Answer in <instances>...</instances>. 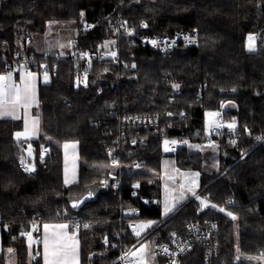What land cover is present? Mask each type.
Here are the masks:
<instances>
[{"label": "trees", "instance_id": "16d2710c", "mask_svg": "<svg viewBox=\"0 0 264 264\" xmlns=\"http://www.w3.org/2000/svg\"><path fill=\"white\" fill-rule=\"evenodd\" d=\"M55 21L78 25L69 56L39 53L31 45L32 36L46 33ZM120 21L127 25L123 32ZM141 24L151 35L197 31L199 43H181L171 53L132 45L126 32ZM109 43L116 44L119 65L100 57ZM21 64L42 77L46 64L48 75L39 84L37 139H16L22 120L0 119V229L2 247L15 249L16 264H43L42 256L31 261L22 233L35 224L39 230L60 222L78 233L81 264H111L146 235L137 236L131 220L154 222L147 233L162 223L147 237L153 245L172 232L187 233L190 224L216 221L219 249L213 264H260L237 260L236 253L255 256L264 250V141L257 140L264 137V0H0V75ZM219 110L226 126L207 133V113ZM135 118L156 123L133 125ZM233 121L235 128L229 129ZM211 137L220 145V170L204 175L199 194L209 206L194 198L164 222L157 176L163 140ZM70 141L79 144V179L65 185L62 144ZM29 144L35 173L23 168ZM46 147L49 154L41 160ZM202 162V153L187 144L177 151L180 168L201 170ZM89 189L95 198L72 207ZM132 206L139 214L121 218V209ZM205 252L195 245L182 264H204ZM0 264H8L4 253Z\"/></svg>", "mask_w": 264, "mask_h": 264}, {"label": "crops", "instance_id": "0c3cea01", "mask_svg": "<svg viewBox=\"0 0 264 264\" xmlns=\"http://www.w3.org/2000/svg\"><path fill=\"white\" fill-rule=\"evenodd\" d=\"M9 72L12 73L11 83L23 87V85L21 84V78H24V79L28 80L30 82V84L32 85V91L34 94L33 103L31 105V107H29L27 109V117H25V110L23 108H20L18 113H17L21 117L20 120H22V122H23L22 129L17 131V132H23L24 131V128H25L24 120H25V118H27V120H28V135H30V136H26V137L22 136L20 138H17L16 136L15 137H16V139H18L20 141H30L33 139H37L40 135V132H41V126H40L41 119H40V114L37 115L35 113V111L37 109L40 110V100L38 97V91H39L40 81H41V79H44V77H42L39 72L31 70L28 66H26L24 64H21V65L15 67L13 69H10L2 75L6 76ZM29 72L33 74L31 77L27 75ZM37 118L39 121L38 130L35 131V134H33V120H35ZM206 118H207V116H206ZM0 119H4V118H0ZM214 122L215 121L212 120V124H214ZM212 127H213V125L211 126V129H208L206 127L207 133L211 132ZM182 142H184V141H182ZM65 144L68 145L67 149H65V147H64ZM184 144L185 143H183V145ZM187 145H188V148L190 151L202 153L203 162H202V169L201 170L180 168L178 166V163H177V152L172 153L170 151H165V147H163V143H162L163 157L161 160V170L157 176L161 182V195L159 197L158 203H159V206L161 209V213H162V217L164 219V222L167 221L169 218H171V216L173 214L178 212L189 201H191L192 199L197 198V196H199V194L204 190V188H202V182H203L204 175L207 176V175H211L214 173H218L220 170V145L217 142H211L210 140H208L205 142L187 143ZM193 146H198V147H193ZM62 148L64 151V157H65V175L67 172L68 179L70 181H75V182L68 184V185H72V184L77 183L78 179H79V160H80L79 159V144L77 142H71V141L70 142H64L62 144ZM31 151H32V155L31 156L27 155L26 159L33 161L34 160V148L33 147H31ZM197 173H198V175H195ZM65 175H64V180H65ZM135 184H139V183L137 182ZM181 185H183V188H181ZM193 192H195V195H193ZM181 193H183L184 199L178 201V198L180 197ZM155 202H157V200H155ZM166 202L169 205H173V204L176 205L175 210L168 213L167 215H165V213H164V206H165ZM59 224L68 225V228L66 229V231L68 232L69 235H72L73 233H75L76 240L78 241V249H77V251H78V264H81L82 242H81V239H80L78 233L72 232L70 224L67 222L44 223L41 225L42 229H39V230H41V237H40L41 255L40 256H42V260H43V243H42V240H43L44 234H45L44 225H50L51 226V225H59ZM161 224H159L156 228H158ZM152 227H153V224H152ZM156 228H154L151 231V233ZM48 231H49V235H50L52 229L49 228ZM147 232H145V233H147ZM34 245H35V241H32L31 248L32 247L33 248H32V252L30 251L31 261L34 260L33 257L35 256V252H33L34 251ZM8 249H11V248H8ZM8 249L4 250L2 247V233H1V229H0V254L4 253L6 255V258H7V254H10L11 258L14 259L15 262L17 263L16 252L14 253L12 251L11 253H9ZM36 257L37 256H35V258ZM43 264H44V261H43ZM74 264H75V262H74Z\"/></svg>", "mask_w": 264, "mask_h": 264}, {"label": "built area", "instance_id": "2783aa9c", "mask_svg": "<svg viewBox=\"0 0 264 264\" xmlns=\"http://www.w3.org/2000/svg\"><path fill=\"white\" fill-rule=\"evenodd\" d=\"M126 24L122 21L118 24V27L120 28V31H125L126 29ZM145 24H141L139 28H132L128 29L126 32L128 36V40L131 42L132 45H141L144 47H150L154 50H157L161 53H171L173 49L177 46H179L181 43L184 45H196L199 43V33L197 31L193 32H181L177 33L174 36L170 35H151L150 33H147ZM254 36H257L256 33H254ZM155 42V43H153ZM74 43V42H73ZM74 45V44H72ZM108 49L106 52L103 54L98 55L101 58H114L115 59V64L119 65L121 62L119 60L118 51L116 48L115 43H109L108 44ZM104 50V49H103ZM115 53L116 55L113 57L111 53ZM96 53V52H95ZM95 53H88V56L92 57H97ZM26 60V58H25ZM134 63V62H133ZM45 72H47L48 75V70H47V65L44 64L42 68V75L44 76ZM218 115H216V120L213 124L211 133H219L222 131V129L226 126V121L224 118L223 112L220 110L217 112ZM136 122H140L141 124H151L154 125L156 123L155 118H145V119H139L135 118L134 121H132L133 125H135ZM130 121H128V124ZM215 124L221 125V127H215ZM264 138V137H262ZM167 140L169 141V144L167 147L169 148V151L172 153H176L177 150L183 145V142L180 140H174L177 141L176 144H172L171 141L168 138H165L163 140V147H165L164 141ZM211 142H217L214 137L210 138ZM264 139L260 140V143L263 142ZM47 151H44L43 158H45L49 154L48 147L45 148ZM138 165L141 164V162L137 163ZM31 168H34L33 171H30L31 173L35 172L37 170L36 166H28ZM137 166H135L136 168ZM139 186V184H135ZM136 197V194H133V198ZM230 201L229 199H227ZM134 210V211H133ZM139 208L132 206V207H124L120 211V217L123 218L124 216H135L139 214ZM129 228L131 230H134V226L139 225V222L136 220H131L129 222ZM37 227V228H36ZM34 228V232L32 230V238H34V235L36 236V233L38 232V224ZM73 229L77 230L79 225L75 224L72 226ZM217 232H218V223L216 221H210L207 222L206 226L200 227L197 224H190L188 226V232L185 234L177 233V232H172L166 241H162L159 243H156L154 245V250L152 254V259H148L146 262L144 261V264H182L183 258L191 251V249L194 248L195 245H202L205 247L206 252L204 256V264H213V261L215 257L217 256L218 249H219V243L217 240ZM27 233L30 232H25L24 236L28 238ZM151 234V232L146 233V235L142 236L140 240L132 244L128 249L122 250L119 254V256L111 263V264H137V261L140 257L138 256H131V255H125L126 253H131L134 252L135 249L138 247V245L143 242L147 237ZM35 244L40 243V238L36 236L34 239ZM109 245V243H106ZM113 246L116 247L118 246V242H113ZM238 245L236 248L238 249ZM167 249L165 252L164 249ZM40 251H36L35 254ZM264 250L260 251V253L257 256H250L251 258L255 259H250V260H256L259 261L260 264H264ZM36 256V255H35ZM249 258V257H247Z\"/></svg>", "mask_w": 264, "mask_h": 264}, {"label": "snow or ice", "instance_id": "6c2138e0", "mask_svg": "<svg viewBox=\"0 0 264 264\" xmlns=\"http://www.w3.org/2000/svg\"><path fill=\"white\" fill-rule=\"evenodd\" d=\"M83 15V14H82ZM146 26V25H145ZM248 50L253 51L254 50V41L255 37L254 36H249L248 37ZM155 43V42H153ZM106 46V45H105ZM82 55H87V54H82ZM111 55L114 57L116 54L113 52ZM135 67V65H133ZM28 76H32V73H28ZM45 76V81H47V72L44 74ZM85 79H86V73H85ZM12 80V73L9 72L6 76L5 75H0V118H11V119H21V117L17 114L20 108H23L25 110V117H27V109L31 107L33 100H34V94L32 91V85L30 82L24 78H21V84L23 87L19 85H15L11 83ZM174 88H178L179 85H173ZM171 115V113H169ZM209 115H218V113H210ZM38 118L33 120V134H35V131L38 130ZM24 131L23 132H16L15 136L17 138H20L22 136H27L28 135V120L25 118L24 120ZM215 127H221L219 124H215ZM227 127L229 129H234L235 128V121L232 123L228 124ZM264 139L262 137H257V140ZM232 143H235V141H231ZM172 144H176L177 141H171ZM183 143L187 144V141H184ZM165 151H169V148L167 145L169 144V141L165 140ZM65 149L68 148V145H64ZM193 147H198V146H193ZM44 151H47L46 149ZM28 154L29 156L32 155L31 151V145L28 147ZM43 159V154H41V160ZM23 163V161H22ZM117 161L115 159L113 160V164H116ZM102 167H108V165H102ZM138 167V165H137ZM26 171H33L34 168L31 167H25ZM195 175H198L195 174ZM75 181H70L67 177V172L65 175V180L64 183L65 185H68L69 183H72ZM138 187V185H136ZM181 188H183V185H181ZM191 190V189H190ZM91 195V192L88 193ZM193 195H195V192H193ZM184 196L183 193H181L180 197L178 198L179 200H183ZM197 199H200L201 205L207 207L209 206V202L207 199H201L199 196H197ZM231 203V201H229ZM73 206L75 207L76 204L74 203ZM176 205H169L167 202L165 203L164 206V213L167 215L168 213L172 212L175 210ZM211 207L215 208L216 205H211ZM134 211V210H133ZM220 211H224V209H220ZM229 216L232 217V219H236V216L233 215V213L228 212L227 213ZM154 222L149 221L147 223H141L140 225L134 226V231L137 236L141 234V231H143L146 228H149L152 226ZM83 227L85 229L89 228V224H84ZM49 228L52 229L51 234L49 235ZM68 228V225L66 224H59V225H44L45 229V234L44 238L42 240L43 243V261L44 264H78V241L76 240L75 233L72 235H69L66 229ZM24 235V233H22ZM28 239H29V246L31 247L32 243V234L27 233ZM147 246L142 245L141 247V253L146 251ZM9 253L13 251V249H8ZM164 251L166 252L167 249L165 248ZM36 256H40L41 254L37 252L35 254ZM125 255H131L133 257L137 256L136 252H131V253H126ZM264 255V254H262ZM35 259V256L33 257ZM240 257H238L239 259ZM248 259H255L249 257ZM137 264H144V257L143 255L140 256V258L137 261Z\"/></svg>", "mask_w": 264, "mask_h": 264}, {"label": "rangeland", "instance_id": "374dc122", "mask_svg": "<svg viewBox=\"0 0 264 264\" xmlns=\"http://www.w3.org/2000/svg\"><path fill=\"white\" fill-rule=\"evenodd\" d=\"M77 33H78V25H77V23L75 21H59V22L55 21V22H50L46 33H44V34H35V35L32 36L31 45L39 53L49 54V55L56 54V55H60L62 57H66V56H69V54L71 53V51H70L71 42L70 41L73 40V38H75ZM248 43H249V41H248ZM43 81L45 82V77H44ZM35 113L38 115L39 114V110L37 109L35 111ZM210 113H216V112H208L207 113L206 122H207V128L208 129H211V126L213 125L212 124V120L213 121L216 120V115H214V116L213 115H209ZM27 136H30V135H27ZM29 145L26 147V154L28 156H29V154H28ZM31 165L32 166H36L34 164V161H30V160L26 159L25 162L23 163V168L25 169V167H28V166H31ZM28 172L31 173L30 171H28ZM35 172H33V173H35ZM236 219H237V217H236ZM142 222L143 223H147L149 221H142ZM142 222H139V225ZM36 226H37V224H35L30 231H26V232H30L31 233L32 230L34 232V228ZM151 227L146 228L143 231H141L140 236L143 235L145 232H147ZM35 238H36V236L34 235V238L32 239V241H34ZM28 242H29V239H28ZM152 242L153 241L150 240V239H145L143 242H141L138 245V247L134 251V252L137 253L138 257L143 255L145 262L148 259H152V254H153V250H154V245H153ZM106 243H109V242L106 241ZM142 245H146L147 246L146 251H144L143 253H141ZM31 246H32V243H31ZM32 248L30 247V251L31 252H32ZM11 249H13V248H11ZM36 251H40V250H36V244H35L33 252H36ZM13 252L15 253V249H13ZM257 255H255V256H257ZM238 257H240L239 259H247V260H249L247 257H250V255H243L239 251H237V253H236V259L237 260H239ZM6 259H7L9 264H15L16 263L15 260L11 258L10 254H7V258ZM16 260H17V257H16Z\"/></svg>", "mask_w": 264, "mask_h": 264}, {"label": "water", "instance_id": "95a60500", "mask_svg": "<svg viewBox=\"0 0 264 264\" xmlns=\"http://www.w3.org/2000/svg\"><path fill=\"white\" fill-rule=\"evenodd\" d=\"M91 192V195H89L88 193ZM95 198V191L93 189H89L83 196H81L78 199H74L71 201V205L72 207L73 204L75 203L76 206L74 207L75 209L80 208L87 200H92Z\"/></svg>", "mask_w": 264, "mask_h": 264}, {"label": "bare ground", "instance_id": "6f19581e", "mask_svg": "<svg viewBox=\"0 0 264 264\" xmlns=\"http://www.w3.org/2000/svg\"><path fill=\"white\" fill-rule=\"evenodd\" d=\"M257 34V33H256Z\"/></svg>", "mask_w": 264, "mask_h": 264}]
</instances>
